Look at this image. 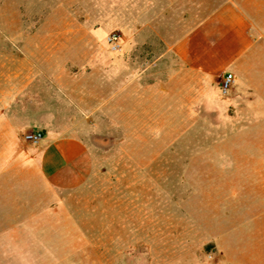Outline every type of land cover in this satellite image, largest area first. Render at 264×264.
I'll list each match as a JSON object with an SVG mask.
<instances>
[{"label": "crops", "instance_id": "obj_1", "mask_svg": "<svg viewBox=\"0 0 264 264\" xmlns=\"http://www.w3.org/2000/svg\"><path fill=\"white\" fill-rule=\"evenodd\" d=\"M104 6L109 24L97 21ZM45 7L39 34L26 40L34 45L16 57L31 60L16 69L30 79L0 85V234L16 236L17 264L33 263L38 219L89 164L90 144L71 124L108 123L127 135L142 122L161 139L168 123L182 133L202 121L204 100L209 139L231 157L224 263L264 264V0H125L78 5L77 15L72 3ZM110 30L119 32L117 50L105 44ZM225 73L233 82L222 94ZM39 80L67 113L40 99ZM34 131L40 140L26 141Z\"/></svg>", "mask_w": 264, "mask_h": 264}, {"label": "rangeland", "instance_id": "obj_2", "mask_svg": "<svg viewBox=\"0 0 264 264\" xmlns=\"http://www.w3.org/2000/svg\"><path fill=\"white\" fill-rule=\"evenodd\" d=\"M54 1L72 3L77 15L78 5L125 0H0V85L30 79L16 69L31 60L16 57L34 45L27 37L39 34L45 6ZM110 13L104 6L97 21L109 24ZM87 14L95 21V11ZM113 31L119 34L110 30L105 44ZM38 82L40 99L67 113L64 101L48 97ZM199 111L202 121L182 133L168 123L161 139L142 122L131 123L127 135L108 123L71 124L90 144L89 164L75 186L56 189L49 217L38 219L37 257L24 264H226L224 166L231 157L217 148L221 139H209L205 100ZM236 191L238 198L246 194ZM15 239L0 234V264L18 263Z\"/></svg>", "mask_w": 264, "mask_h": 264}, {"label": "built area", "instance_id": "obj_3", "mask_svg": "<svg viewBox=\"0 0 264 264\" xmlns=\"http://www.w3.org/2000/svg\"><path fill=\"white\" fill-rule=\"evenodd\" d=\"M119 34L116 31L110 32L107 37H106V42L111 46V50H117L118 49V44H117V39H118ZM233 82V76L231 73H225L220 82V89L222 94L226 93V91L229 89ZM42 137V133L40 131H34L29 134H26L24 136V139L30 143H37L40 138Z\"/></svg>", "mask_w": 264, "mask_h": 264}]
</instances>
